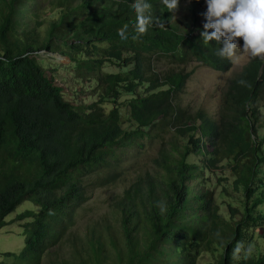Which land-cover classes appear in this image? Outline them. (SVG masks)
Returning a JSON list of instances; mask_svg holds the SVG:
<instances>
[{"label":"trees","instance_id":"16d2710c","mask_svg":"<svg viewBox=\"0 0 264 264\" xmlns=\"http://www.w3.org/2000/svg\"><path fill=\"white\" fill-rule=\"evenodd\" d=\"M180 2L150 0L165 27L137 34L133 0H0V230L23 237L0 264H264V59L218 88L216 109L193 106L183 67L233 64ZM152 149L76 232L94 189Z\"/></svg>","mask_w":264,"mask_h":264},{"label":"rangeland","instance_id":"374dc122","mask_svg":"<svg viewBox=\"0 0 264 264\" xmlns=\"http://www.w3.org/2000/svg\"><path fill=\"white\" fill-rule=\"evenodd\" d=\"M180 1V8L176 14L177 18L186 20L190 14L195 11V18H199L200 21L206 23V19L204 17V13L206 12V4L204 0H199V2H197V0ZM194 3L196 5L192 6ZM238 39L242 48L243 40L242 38ZM249 58L250 57L244 56L239 61L232 62V69L227 73H220L214 71V69L210 67L202 66L197 63H191L183 67L184 71L193 70L192 75L187 81L185 92L183 93L184 99L189 101L193 106L202 105L203 107H211L216 109L218 101V88L222 86L230 77L237 74L242 69V67L247 64ZM40 59L45 61V66L47 67L50 65L68 66V64H70V62H68L66 59H61L59 56L40 54ZM166 66L167 64L165 62L161 64L162 69H165ZM67 98L74 100V98L70 96H67ZM78 98L79 101H81L84 100L86 96L84 98ZM74 101L79 102L76 99ZM154 155L155 150L152 149L149 156L145 154L138 155L137 157L132 156L128 161L130 166L126 171L125 176H123L124 178L122 177L124 180L117 181L116 183L110 184L108 186L96 187L94 189L95 195L93 200L86 205L84 213L80 212L81 217L76 228V232L81 233L87 231L88 227L99 222L102 216L106 214L109 215L110 203L116 195L121 197L125 187L130 183L126 180L134 178L138 173L139 168L143 167L145 165L144 163L149 159V157H153ZM92 181H95V179L93 178ZM125 181L127 184L124 183ZM24 210L36 209L29 202L23 203L17 208L15 213L7 217V222L12 223L13 217L17 214H20V212ZM7 227L8 228L6 229H1L2 231L0 230V262L3 257L2 255L6 252L15 253L18 255L23 245V237L21 236L22 226L10 225ZM48 263L49 262L46 264Z\"/></svg>","mask_w":264,"mask_h":264},{"label":"clouds","instance_id":"9594fccd","mask_svg":"<svg viewBox=\"0 0 264 264\" xmlns=\"http://www.w3.org/2000/svg\"><path fill=\"white\" fill-rule=\"evenodd\" d=\"M199 2V0H197ZM206 23L200 33L203 42L215 41L218 55L237 62L242 57L264 59V0H204ZM168 12L174 13L179 0H162ZM153 5L150 0H133L132 9L136 14L134 25L137 34H145L150 27H165L158 16L152 13ZM127 27L119 30L118 34L123 39L128 38ZM137 38L136 36L132 37ZM243 40V47L239 39ZM240 53V54H238ZM243 86L246 81L240 80ZM163 211V205H161Z\"/></svg>","mask_w":264,"mask_h":264}]
</instances>
